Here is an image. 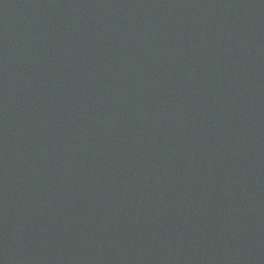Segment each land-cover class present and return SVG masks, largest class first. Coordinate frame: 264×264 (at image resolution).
<instances>
[{"label": "water", "instance_id": "95a60500", "mask_svg": "<svg viewBox=\"0 0 264 264\" xmlns=\"http://www.w3.org/2000/svg\"><path fill=\"white\" fill-rule=\"evenodd\" d=\"M0 264H264V0H0Z\"/></svg>", "mask_w": 264, "mask_h": 264}]
</instances>
